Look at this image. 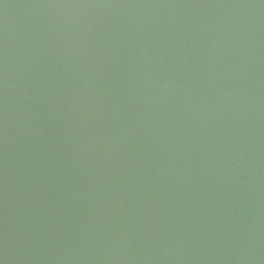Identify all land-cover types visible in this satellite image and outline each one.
I'll use <instances>...</instances> for the list:
<instances>
[{
  "label": "water",
  "instance_id": "1",
  "mask_svg": "<svg viewBox=\"0 0 264 264\" xmlns=\"http://www.w3.org/2000/svg\"><path fill=\"white\" fill-rule=\"evenodd\" d=\"M0 264H264V0H0Z\"/></svg>",
  "mask_w": 264,
  "mask_h": 264
}]
</instances>
